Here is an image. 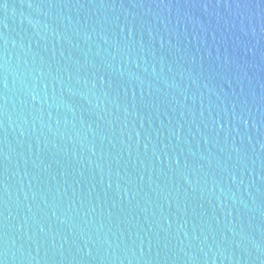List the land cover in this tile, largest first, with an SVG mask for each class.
<instances>
[{
	"label": "water",
	"instance_id": "95a60500",
	"mask_svg": "<svg viewBox=\"0 0 264 264\" xmlns=\"http://www.w3.org/2000/svg\"><path fill=\"white\" fill-rule=\"evenodd\" d=\"M0 264H264V7L0 0Z\"/></svg>",
	"mask_w": 264,
	"mask_h": 264
}]
</instances>
